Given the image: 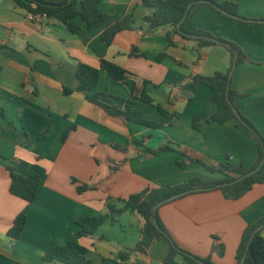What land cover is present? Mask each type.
Here are the masks:
<instances>
[{
    "label": "crops",
    "instance_id": "crops-1",
    "mask_svg": "<svg viewBox=\"0 0 264 264\" xmlns=\"http://www.w3.org/2000/svg\"><path fill=\"white\" fill-rule=\"evenodd\" d=\"M219 1L237 4L247 19H264V0ZM100 9L110 16L105 26L89 30L76 17L73 22L81 29L72 33L56 19L35 21L14 0H0V264H66L46 261V251L53 242L65 246L80 228L78 219L108 214L109 197L126 198L149 187L178 185L192 178H225L199 163L181 169L177 152L151 155L146 147L157 149L171 140L192 157L219 162L228 155L231 162L245 166L257 157L253 136L235 120L220 124L204 118L195 129L194 117L204 111L214 114L217 105L208 86L199 85L192 100L179 86L191 75L228 72L232 55L224 46L199 49L195 41L179 35H174L175 45L170 46L166 35L172 27L150 28L145 17L155 10L143 0H103ZM128 15L133 29L120 32L110 45L104 43L103 31ZM186 28L219 35L244 50L248 60L235 69L231 86L243 95L236 106L264 136V24L228 19L200 5L188 15ZM133 49L142 56L132 55ZM161 53L166 56L159 60ZM103 59L125 68L139 85L149 81V95L169 114L140 99L134 106L146 118L164 123L163 127L127 123L76 90L77 69L88 64L100 69L97 90L131 96L132 85L109 76L101 67ZM64 87L74 92L65 95ZM36 163L46 169L48 179L36 200L28 202L11 193L10 168L28 175ZM81 184L98 188L79 192ZM21 213L28 220L21 236L13 238L9 231ZM159 214L183 249L210 257L214 264H237L245 227L264 215V183L237 200L226 199L220 190L194 192L162 205ZM142 225L131 211L115 222L108 218L95 235L81 239L90 264H163L170 249L162 240L147 254L131 251L125 260L120 258L141 240ZM219 244L225 247L224 255L219 254ZM176 264H185L181 256Z\"/></svg>",
    "mask_w": 264,
    "mask_h": 264
},
{
    "label": "trees",
    "instance_id": "trees-1",
    "mask_svg": "<svg viewBox=\"0 0 264 264\" xmlns=\"http://www.w3.org/2000/svg\"><path fill=\"white\" fill-rule=\"evenodd\" d=\"M17 5L26 10L29 14H46L49 19H56L66 26L72 33H76L81 29L79 24L73 22V19L79 17L89 30L101 28L110 20V16L100 9L103 0H14ZM147 6L154 8L152 15L146 16L145 20L150 28L157 29L162 26L172 27L166 35L168 44L174 46V35H179L185 40H192L197 43V47L203 48L211 45H222L232 55V66L228 72H217L213 76L191 75L185 82L179 86L188 93V100H192L199 85H206L211 90V100L217 105V111L210 115L208 111L194 117L193 127L199 129L201 121L206 118L208 121L217 123H225L235 120L238 127L246 129L254 138L257 146V157L255 161L245 166L230 161L227 155L223 161L213 162L206 157H192L184 153L180 149V145L168 140L160 145L157 149L146 147V151L151 155L160 152L173 151L177 152V165L184 169L192 163H199L211 172H220L225 175L222 180L206 181L201 178H192L178 185H163L160 187H149L140 192L131 194L126 198L109 197L108 214L97 217H86L78 219L79 230L68 241L65 246H60L55 242L48 248L44 259L46 261H61L66 264H90L87 257L88 249L81 244V239L87 236L95 235L104 222L111 218L113 222L117 221L120 215L127 211L137 214L143 222L141 227V240L136 244L135 248L129 252L121 253L120 258L125 260L131 251L147 254L150 247L156 241H165L169 245V253L163 264H176L177 256H181L185 264H214L210 257H199L178 245L163 220L160 217L159 209L162 205L189 195L192 190L199 189L196 192H205L220 190L226 199L237 200L248 193L256 184L264 183V136L254 125V123L236 106V99L243 95L236 92L232 86V76L235 69L248 60L244 50L236 43L225 39L219 35H214L205 30L189 31L186 28V20L188 15L197 6L206 5L213 8L221 16L238 20L244 23H260L264 24V19H247L240 15L238 5L232 2L219 0H143ZM132 15H128L122 20L108 26L101 35V40L110 45L116 39V36L124 31L133 29ZM132 55L142 56L136 49L132 50ZM166 56L161 53L158 56L162 60ZM178 64L183 63L177 61ZM101 67L113 79L132 85V93L129 98H123L113 95L107 91L97 90L101 73L100 69L88 64H81L77 69V77L79 86L77 91L86 92L87 99L102 107L109 114L123 119L127 123H135L144 125L152 129H158L164 126V123L156 122L146 118L141 110L134 106L136 99H140L148 104L155 106L160 113L168 115L169 111L158 104L149 95L147 87L149 81L144 80L141 85L125 68L117 65L109 60H101ZM65 95H70L74 89L64 87ZM115 101L125 106L122 108ZM69 130L63 136V142L68 138ZM46 136L44 129L39 134V139L43 140ZM114 147L125 150V147ZM180 156H184L183 159ZM259 170L251 173L256 168ZM115 168H113L114 170ZM11 185L10 191L28 202H34L38 195L40 186L44 185L48 179L46 169L36 163L32 166L28 175H21L10 168ZM251 173V174H249ZM237 181V179L244 177ZM75 183L77 180L73 179ZM79 192L87 190H96V185L81 184L77 186ZM191 191L177 198L175 195ZM27 216L23 213L16 216L13 226L9 231V235L13 238H19L27 223ZM264 229V215L256 221L248 224L242 234V238L236 253L237 264L246 254L244 264H264V237L262 231ZM219 254L224 255L225 247L219 244ZM105 262V259H104Z\"/></svg>",
    "mask_w": 264,
    "mask_h": 264
},
{
    "label": "water",
    "instance_id": "water-1",
    "mask_svg": "<svg viewBox=\"0 0 264 264\" xmlns=\"http://www.w3.org/2000/svg\"><path fill=\"white\" fill-rule=\"evenodd\" d=\"M259 169H260V167L256 168V169L253 170L251 173H253V172H255V171L259 170ZM251 173H249V174H251ZM249 174L245 175L244 177H241V178L237 179L236 182L239 181V180H241L242 178L247 177ZM196 191H199V189L192 190V192H196ZM188 192H191V191H186V192L180 193V194H178V195H175L174 197L177 198V197H179V196H181V195H183V194H186V193H188ZM245 259H246V254H245L244 257H243V259H242V261H241V264H244Z\"/></svg>",
    "mask_w": 264,
    "mask_h": 264
},
{
    "label": "built area",
    "instance_id": "built-area-1",
    "mask_svg": "<svg viewBox=\"0 0 264 264\" xmlns=\"http://www.w3.org/2000/svg\"><path fill=\"white\" fill-rule=\"evenodd\" d=\"M32 18L35 20V21H44L46 20L48 17L47 15L44 13V14H35V15H32Z\"/></svg>",
    "mask_w": 264,
    "mask_h": 264
}]
</instances>
